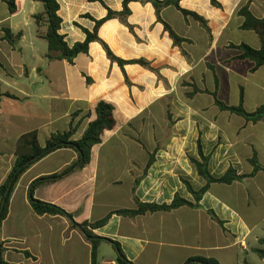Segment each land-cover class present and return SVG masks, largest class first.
<instances>
[{
    "label": "crops",
    "instance_id": "crops-1",
    "mask_svg": "<svg viewBox=\"0 0 264 264\" xmlns=\"http://www.w3.org/2000/svg\"><path fill=\"white\" fill-rule=\"evenodd\" d=\"M217 1L221 8L211 0L180 3L207 20L212 42L194 19H186L174 7L162 11V18L176 33L191 41L182 45L187 56L174 45L151 3H130L127 23L132 30L119 19L107 21L99 37L114 54L124 60L145 59L158 72L128 65V85L119 65L109 60L99 42L91 43L89 53L80 54L73 65L62 59L49 60L48 44L41 36L46 28L40 30L34 19L44 11L43 5L19 0L18 12L11 14L6 0H0V187L13 170L22 135L37 131L44 147L53 133L67 131L73 123L77 128L74 140H79L96 118L95 109L102 100L115 106L117 126L94 147L91 163L34 191L36 199L61 207L78 224L101 220L116 210L136 209V199L170 205L179 196L196 203L183 180L196 191L206 186L191 161L200 160L199 142L217 178L230 168L238 175L252 174L250 160L254 157L264 167V120L248 122L221 111L209 94L192 99L208 96L213 103L194 106L188 102L187 94L193 91L189 84H195L216 91L221 101L232 106L239 105L243 92L248 112L264 105V67L253 71L255 64L236 59L240 51L230 47L242 43L261 47L256 33L241 29L244 19L238 11L250 2L252 13L264 18V2ZM104 2L115 12L123 10V0ZM58 3L60 33L70 47L86 40L83 29L94 30L95 22L86 15L101 20L108 14L99 2ZM198 27L206 33L199 42L196 36L202 31ZM6 29L21 34L16 48L4 39ZM207 81L211 86L202 87ZM160 124L165 126L162 131ZM78 159L76 151L61 149L20 178L0 233L5 264H92V245L80 228L61 215H37L29 199L33 182L63 171ZM94 233L118 242L133 264H186L195 257L221 264H250L264 240V172L232 184H212L199 207L183 206L133 218L114 214ZM103 244L111 246L109 258L119 264L112 244L102 242L100 248ZM100 248L98 264L112 262L99 258Z\"/></svg>",
    "mask_w": 264,
    "mask_h": 264
},
{
    "label": "trees",
    "instance_id": "trees-1",
    "mask_svg": "<svg viewBox=\"0 0 264 264\" xmlns=\"http://www.w3.org/2000/svg\"><path fill=\"white\" fill-rule=\"evenodd\" d=\"M35 1L40 2L44 7V11L40 14L35 15L34 19L40 30L41 28H46L45 33L41 36L47 41L49 50V60L52 61L55 59H62L68 61V63L73 65L75 59L80 54L89 53L91 43L99 42L104 47L109 60L112 63H117L119 65L125 75L126 82L128 85H131V82L129 81V78L125 71V67L128 65H140L153 72H158L152 67L151 63L146 61L145 59L124 60L116 56L114 52L110 49V47L99 37V30L107 21L111 19H119L122 23L126 24L132 30V26L127 23V18L131 14V10L129 7L130 3H151L156 10L158 21L164 25V29L166 32H168L170 38L174 42V45L180 47L182 49V53L185 56H187V53L183 50L182 45L183 43H190L191 41L189 39H185L179 36L176 31L172 28V26L162 18L161 13L165 8L174 7L178 11H180L186 19L192 18L197 21L200 26L208 33L210 41H213L212 31L208 25L207 20L195 12L183 9L180 6L181 1L183 0H123V10L121 12H115L111 10L105 4L104 0H89L90 2L101 3L108 10V14L105 18L101 20H95L90 15H86L85 17L90 18L95 22L94 30L91 32L87 29H83L86 33V40L84 42L76 43L74 46L70 47L65 40V36L60 33L62 26V18L59 15L60 5L58 3V0ZM261 1L264 2V0ZM211 2L212 5L217 8L222 7V5L217 0H211ZM6 4L8 5V9L11 14H15L18 12L19 0H6ZM238 15L244 19L241 29L256 33L260 39L261 47L257 49L245 43H242L240 45L231 44L230 47L240 51V54L236 57V59L252 61L255 64L253 71H256L259 68L264 67V18H257L252 13V11L250 10V2H248L238 11ZM4 39L8 41L11 46L16 48L19 40L21 39V34L14 35L10 29H6ZM89 81L90 80L88 79V82ZM216 82L218 84L217 78ZM189 85L193 87V91L187 94L190 99L194 98L198 94H209L213 97L215 105L221 111L241 116L245 118L248 122L257 123L264 120V105L260 106L254 112H248L245 110L243 92H241L239 105L232 106L221 101L218 98L216 91H209L207 89L202 90L195 84ZM115 109V106L108 101L102 100L98 102L95 109L96 118L90 122L82 138L79 140H74V135L77 132V128L73 125V123L71 124L69 130L64 132L53 133L46 141L44 147H42L39 143L37 131L26 133L19 138L16 146V160L13 170L11 171L6 182L0 187V233L3 222L8 218L9 215L10 200L12 193L20 178L26 173V171H28L31 166H33L43 158L47 157L48 155L61 149H72L76 151L79 156L78 161L57 174H54L50 177L40 178L33 182L29 191L30 204L34 212L39 216L61 215L66 217L74 227L80 228L82 233L92 245V264H98V251L102 242H109L112 244L114 249L118 252L117 261L119 264H133L126 258L118 242L98 237L94 233L96 229L102 228L107 225L110 218L114 214L133 218L140 215H145L147 213H155L160 211L167 212L183 206L199 207V203L203 195L207 191H209L212 184H232L235 181H238L245 177L254 176L260 171L264 172V167H262L259 164L257 158L254 157L250 160V163L254 167V171L252 174L238 175L233 168H230L223 176L217 178L213 176L210 172L209 157L204 155L201 142H199L200 160L191 158V161L196 166L199 175L206 180V186L203 187L201 190L196 191L193 189V187L188 181L183 180L189 192L194 196L196 203L189 202L179 196H176L175 200L170 205L142 203L138 199H136V209L116 210L109 213L106 217L101 220L91 223L84 222L78 224L74 221L73 216L61 207L36 199L34 197V191L36 187L41 184H45L63 178L64 176L71 173L74 169L78 167L83 168L91 163L92 152L94 147L100 145L103 142V138L106 132H111L116 129L117 121L114 115ZM167 117L168 120L171 122L172 117L169 111L167 112ZM151 161H153V158H151ZM149 165L150 164H148V167ZM213 216L215 219H217L215 215ZM262 242L264 243V240H262ZM3 245L4 244L0 237V252L2 253V255L4 253ZM256 252L261 258L264 259V250L257 249ZM0 264H5L3 259L1 260ZM186 264L221 263L211 258L195 257L190 258L186 262Z\"/></svg>",
    "mask_w": 264,
    "mask_h": 264
},
{
    "label": "rangeland",
    "instance_id": "rangeland-1",
    "mask_svg": "<svg viewBox=\"0 0 264 264\" xmlns=\"http://www.w3.org/2000/svg\"><path fill=\"white\" fill-rule=\"evenodd\" d=\"M198 28L202 31V34H203V35H202V34H201V35L198 34V35L196 36V40L199 42V41L201 40V37H202V36H203V37L206 36V33H205L204 30H202L200 27H198ZM237 39L240 40V38H237ZM241 41H242V42H247L246 39H243V40H241ZM211 84H212V83H211ZM211 84H210L209 81H207V82H205V84H203L202 87H210ZM209 98L211 99L210 101H209ZM185 101H186V98H185ZM205 101L208 102V103H211V102H212V98H211V97H208V96H205V98L202 97V99H200V98L198 97V98H196L195 100H193V99H189V100H188V102H189V103H192L194 106H196V105H201V104L204 103ZM212 103H213V102H212ZM164 127H165L164 125L160 124V125L158 126V130H159V131H162V130L164 129ZM111 147H112V146L110 145L108 149H112ZM261 244H262V245L257 246V247H259V249H261V250H264V243L262 242ZM112 252H113V249L111 248V246H109L108 244H103L102 247L100 248L99 258L102 259V257H105V259L114 262L113 260H110L109 255H108V254H111ZM114 263H115V262H114ZM115 264H116V263H115ZM250 264H264V259L261 258V257L259 256V254L256 252L255 255H253V258H251V260H250Z\"/></svg>",
    "mask_w": 264,
    "mask_h": 264
},
{
    "label": "water",
    "instance_id": "water-1",
    "mask_svg": "<svg viewBox=\"0 0 264 264\" xmlns=\"http://www.w3.org/2000/svg\"><path fill=\"white\" fill-rule=\"evenodd\" d=\"M1 254H2V253L0 252V262H1V260H2V256H1Z\"/></svg>",
    "mask_w": 264,
    "mask_h": 264
},
{
    "label": "built area",
    "instance_id": "built-area-1",
    "mask_svg": "<svg viewBox=\"0 0 264 264\" xmlns=\"http://www.w3.org/2000/svg\"><path fill=\"white\" fill-rule=\"evenodd\" d=\"M106 264H113V262H106Z\"/></svg>",
    "mask_w": 264,
    "mask_h": 264
}]
</instances>
